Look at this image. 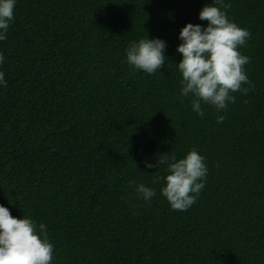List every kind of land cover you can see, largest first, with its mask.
Segmentation results:
<instances>
[{"label": "trees", "instance_id": "trees-1", "mask_svg": "<svg viewBox=\"0 0 264 264\" xmlns=\"http://www.w3.org/2000/svg\"><path fill=\"white\" fill-rule=\"evenodd\" d=\"M225 3L251 34L239 50L254 87L200 116L177 47L212 0H16L0 41V205L46 225L52 264H264V0ZM143 38L166 43L155 74L126 63ZM193 148L205 187L173 211L153 183L167 166L146 163ZM133 181L156 195L138 199Z\"/></svg>", "mask_w": 264, "mask_h": 264}, {"label": "clouds", "instance_id": "clouds-1", "mask_svg": "<svg viewBox=\"0 0 264 264\" xmlns=\"http://www.w3.org/2000/svg\"><path fill=\"white\" fill-rule=\"evenodd\" d=\"M15 5L16 0H0V41L7 39L6 33L15 19ZM230 8L225 0H212L211 5L199 12V19L207 21V26L188 23L179 33L182 41L177 47L182 55L178 63L182 75L180 96L191 95L192 109L200 116L204 115L202 103L213 106L217 112L226 111L229 103L236 102L233 93L247 95L254 87L245 70L251 58L239 50L247 47L251 34L229 19ZM166 47L161 39L133 41L126 49V63L135 71L155 74L165 65ZM3 62L4 55L0 53V64ZM0 84L7 86L2 71ZM225 119V116H218L217 123ZM204 160L205 157L193 148L179 160L165 153L158 157L157 164L146 163L147 168L167 166L168 174L157 177L153 183L164 182L161 195L173 211H186L196 203L207 178ZM130 184H134L137 198L145 202L156 195L154 189L143 183L133 181ZM53 259L54 245L49 240L46 225L37 226L29 216L16 218L9 208L0 205V264H52Z\"/></svg>", "mask_w": 264, "mask_h": 264}]
</instances>
